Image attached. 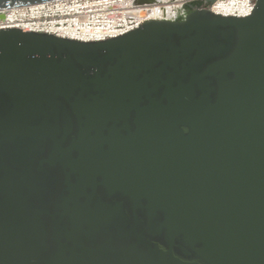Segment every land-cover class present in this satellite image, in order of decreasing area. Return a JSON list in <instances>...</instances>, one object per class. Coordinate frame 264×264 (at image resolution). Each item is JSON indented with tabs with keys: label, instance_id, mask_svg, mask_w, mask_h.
I'll list each match as a JSON object with an SVG mask.
<instances>
[{
	"label": "water",
	"instance_id": "water-1",
	"mask_svg": "<svg viewBox=\"0 0 264 264\" xmlns=\"http://www.w3.org/2000/svg\"><path fill=\"white\" fill-rule=\"evenodd\" d=\"M186 2L105 41L0 30V264H264V0Z\"/></svg>",
	"mask_w": 264,
	"mask_h": 264
},
{
	"label": "built area",
	"instance_id": "built-area-1",
	"mask_svg": "<svg viewBox=\"0 0 264 264\" xmlns=\"http://www.w3.org/2000/svg\"><path fill=\"white\" fill-rule=\"evenodd\" d=\"M197 2L209 6L215 14L224 17L246 18L251 16L256 8V0H217L211 5H207L206 0H197ZM46 4L44 7L33 8L31 5L0 10V16H5L0 20V30L19 28L26 32L47 33L69 38L53 32V21H55L57 22L56 27L78 29L82 33L80 35L88 38L84 40L70 39L85 42L105 41L135 31L151 20L175 21L180 19L183 8L182 6L174 10V16L165 17L163 9L166 4L136 6L134 0H59ZM157 8L161 13L151 18L129 17L131 12H142L149 9L154 11ZM15 18L22 27L11 26L14 24L13 19Z\"/></svg>",
	"mask_w": 264,
	"mask_h": 264
},
{
	"label": "bare ground",
	"instance_id": "bare-ground-1",
	"mask_svg": "<svg viewBox=\"0 0 264 264\" xmlns=\"http://www.w3.org/2000/svg\"><path fill=\"white\" fill-rule=\"evenodd\" d=\"M170 0H168L167 2L169 3ZM187 0H178L177 2L174 3H171L169 5H166V8L163 9V15L165 17H172L174 16V10L176 9H179L183 6V4L186 2ZM174 4V5H173ZM47 4L46 3H41V4H38V5H32L31 7L33 8H36V7H44L46 6ZM165 9H167V11H165ZM150 10V9H149ZM161 11L159 8H157L156 10H154V13H153V16L154 15H157V14H160ZM36 16V15H35ZM12 18H14V16L12 15ZM14 21V24H12L11 26L13 27H22L21 24H18L17 21H16V18L13 19ZM53 25H54V31L53 32H56V33H59V35L61 36H65V37H69V38H74V39H88L86 38L85 36L83 37V35H80L82 34L81 32L78 31V29H75V28H64V27H61V28H58L56 27L57 25V22L53 21Z\"/></svg>",
	"mask_w": 264,
	"mask_h": 264
},
{
	"label": "trees",
	"instance_id": "trees-1",
	"mask_svg": "<svg viewBox=\"0 0 264 264\" xmlns=\"http://www.w3.org/2000/svg\"><path fill=\"white\" fill-rule=\"evenodd\" d=\"M195 5H198L199 3H194ZM187 8V12L188 13H191L192 12V10L191 9H189L188 7H186Z\"/></svg>",
	"mask_w": 264,
	"mask_h": 264
}]
</instances>
